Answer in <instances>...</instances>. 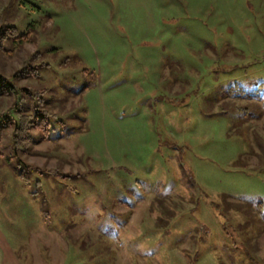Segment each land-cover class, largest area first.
Here are the masks:
<instances>
[{"label":"rangeland","instance_id":"rangeland-1","mask_svg":"<svg viewBox=\"0 0 264 264\" xmlns=\"http://www.w3.org/2000/svg\"><path fill=\"white\" fill-rule=\"evenodd\" d=\"M5 18L48 63L18 85L64 120L22 158L66 175L26 186L0 143V264H264V0H0Z\"/></svg>","mask_w":264,"mask_h":264},{"label":"trees","instance_id":"trees-1","mask_svg":"<svg viewBox=\"0 0 264 264\" xmlns=\"http://www.w3.org/2000/svg\"><path fill=\"white\" fill-rule=\"evenodd\" d=\"M29 38L30 32L27 29L19 32L16 26L8 22V18L0 21V57H12L16 54L20 61L19 68L13 69L8 75H5L0 68V97L10 99L7 102V108L0 109V135L3 137L2 139L0 137V143L2 141V143H8L9 155L19 157L22 168L18 176L26 186L30 185V174L33 172L46 173L60 178L66 175L61 172L59 166L53 169H42L23 159L25 156L31 155L34 145L49 140L55 132L63 131L61 127L51 126V120L57 121L60 125L64 124V120L55 119L57 113L41 109L45 106L41 97L34 98L45 89L18 85L21 80L35 79L38 76L39 68L48 67V63L38 62L42 57V52L37 50L27 52L23 48V44ZM68 135L70 133L65 136ZM39 183L38 180L35 181L37 187H39ZM35 193H31V196H34ZM156 200L159 203V208L151 205V210H156L159 215L165 214V209L162 207L164 198L157 197ZM253 208L256 212L264 215V197L257 199ZM170 213L172 214V212ZM157 221L160 222L161 218H158Z\"/></svg>","mask_w":264,"mask_h":264},{"label":"crops","instance_id":"crops-1","mask_svg":"<svg viewBox=\"0 0 264 264\" xmlns=\"http://www.w3.org/2000/svg\"><path fill=\"white\" fill-rule=\"evenodd\" d=\"M7 253L8 254H6V253L4 254V257H5L4 263L5 264H19V262L13 256V254H11L9 251Z\"/></svg>","mask_w":264,"mask_h":264}]
</instances>
